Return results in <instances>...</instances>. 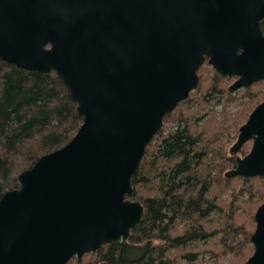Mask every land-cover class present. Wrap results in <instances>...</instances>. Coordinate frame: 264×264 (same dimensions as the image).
<instances>
[{"label":"water","instance_id":"water-1","mask_svg":"<svg viewBox=\"0 0 264 264\" xmlns=\"http://www.w3.org/2000/svg\"><path fill=\"white\" fill-rule=\"evenodd\" d=\"M264 0H0V61L53 71L82 122L0 197V264H67L123 243L144 215L131 179L206 61L229 93L264 83ZM226 178L264 176V100L238 129ZM244 264H264V202ZM99 264H106L100 262Z\"/></svg>","mask_w":264,"mask_h":264},{"label":"trees","instance_id":"trees-1","mask_svg":"<svg viewBox=\"0 0 264 264\" xmlns=\"http://www.w3.org/2000/svg\"><path fill=\"white\" fill-rule=\"evenodd\" d=\"M260 27L264 34V18ZM197 73V88L164 117L163 125L172 127L153 137L131 179L128 198L141 202V222L125 242L67 264H244L252 255L249 237L264 202V176L224 174L236 166L230 148L264 100V83L229 93L232 78H221L206 61ZM245 98L232 113L229 104ZM81 122L55 72L0 61V197L18 189V174L65 145Z\"/></svg>","mask_w":264,"mask_h":264},{"label":"rangeland","instance_id":"rangeland-1","mask_svg":"<svg viewBox=\"0 0 264 264\" xmlns=\"http://www.w3.org/2000/svg\"><path fill=\"white\" fill-rule=\"evenodd\" d=\"M209 66V65H208ZM210 67V66H209ZM234 80H235V78H232L230 81H229V86L234 82ZM241 90V89H240ZM238 91V90H237ZM193 92V91H192ZM246 100V98L245 99H234L230 104H229V109H230V111L233 113V112H235V111H237V110H239L240 108H241V106H242V102L243 101H245ZM180 105V104H179ZM215 109H217V110H219L220 109V106H217V107H215ZM246 122V121H245ZM172 127V123H170V122H167V123H165L164 125H163V129H164V131L165 130H168V129H170ZM161 128V129H162ZM153 139V138H152ZM234 144V143H233ZM232 144V145H233ZM247 150H245L246 151V153H243V152H241V150L242 149H244V148ZM242 147V149L240 150V152H238V154H236V156L237 157H243L244 155H246L249 151H250V148H251V142H248V143H246L244 146ZM254 221V220H253ZM255 224V223H254ZM251 244V243H250ZM252 245V244H251ZM206 257H208V256H206ZM75 260H76V258H74ZM82 259H83V257H82ZM80 260L79 262H86V260L85 259H83V260ZM77 262H78V260H76ZM224 263H225V261H224ZM74 264V263H73ZM205 264H209V263H205ZM211 264H212V262H211ZM226 264V263H225Z\"/></svg>","mask_w":264,"mask_h":264}]
</instances>
